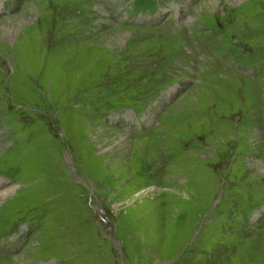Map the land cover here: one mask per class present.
I'll return each instance as SVG.
<instances>
[{"label": "rangeland", "instance_id": "374dc122", "mask_svg": "<svg viewBox=\"0 0 264 264\" xmlns=\"http://www.w3.org/2000/svg\"><path fill=\"white\" fill-rule=\"evenodd\" d=\"M211 1L0 0V264H264V0Z\"/></svg>", "mask_w": 264, "mask_h": 264}, {"label": "bare ground", "instance_id": "6f19581e", "mask_svg": "<svg viewBox=\"0 0 264 264\" xmlns=\"http://www.w3.org/2000/svg\"><path fill=\"white\" fill-rule=\"evenodd\" d=\"M209 1H210V0H209ZM215 1H216V0H215ZM213 2H214V0L211 1V3H213ZM120 33H121V32H120ZM120 33H119V32L115 33V34L113 35L114 39H118V38L122 37Z\"/></svg>", "mask_w": 264, "mask_h": 264}]
</instances>
